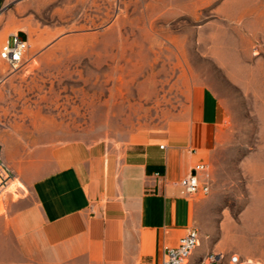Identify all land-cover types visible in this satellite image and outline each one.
I'll list each match as a JSON object with an SVG mask.
<instances>
[{
    "label": "rangeland",
    "instance_id": "374dc122",
    "mask_svg": "<svg viewBox=\"0 0 264 264\" xmlns=\"http://www.w3.org/2000/svg\"><path fill=\"white\" fill-rule=\"evenodd\" d=\"M13 34L29 48L17 69L0 58V152L15 174L0 227L56 147L167 145L204 84L227 113L194 227L226 263L263 264L264 0H0V51Z\"/></svg>",
    "mask_w": 264,
    "mask_h": 264
},
{
    "label": "crops",
    "instance_id": "0c3cea01",
    "mask_svg": "<svg viewBox=\"0 0 264 264\" xmlns=\"http://www.w3.org/2000/svg\"><path fill=\"white\" fill-rule=\"evenodd\" d=\"M226 113L216 93L197 84L185 129L164 148L140 142L118 154L101 144L56 147L55 166L24 179L28 194L11 203L0 227V264H161L165 247L201 226L206 203L187 198L177 182L209 163ZM204 236L199 231L189 264H229L237 254L226 263Z\"/></svg>",
    "mask_w": 264,
    "mask_h": 264
},
{
    "label": "built area",
    "instance_id": "2783aa9c",
    "mask_svg": "<svg viewBox=\"0 0 264 264\" xmlns=\"http://www.w3.org/2000/svg\"><path fill=\"white\" fill-rule=\"evenodd\" d=\"M29 48L27 40L21 35L16 34L4 44L0 51V58L7 62L12 68L17 69L24 61L25 54ZM165 145H161L164 148ZM208 164H198L193 171L182 178L177 184L182 189L184 195L189 199L210 192V185L207 181H202L199 172H206ZM15 180L14 171L4 161L0 152V193L5 190L9 184ZM199 231L196 227L188 229L186 234L182 236L176 246L165 247L163 251L161 264H189L190 259L199 244ZM210 262H215L216 257L209 255ZM241 260L237 254L230 256L229 264H240Z\"/></svg>",
    "mask_w": 264,
    "mask_h": 264
},
{
    "label": "bare ground",
    "instance_id": "6f19581e",
    "mask_svg": "<svg viewBox=\"0 0 264 264\" xmlns=\"http://www.w3.org/2000/svg\"><path fill=\"white\" fill-rule=\"evenodd\" d=\"M13 35H16V34H13ZM13 35H12V36H13ZM12 182H13V181H12ZM12 182H11V183H12ZM11 183L9 184V186L11 185ZM9 186H8V187H9ZM8 187H7V188H8ZM7 188H6V189H7ZM0 194H1V193H0Z\"/></svg>",
    "mask_w": 264,
    "mask_h": 264
}]
</instances>
